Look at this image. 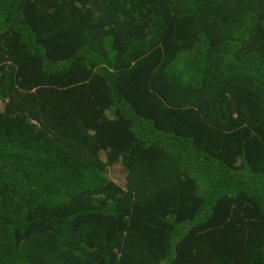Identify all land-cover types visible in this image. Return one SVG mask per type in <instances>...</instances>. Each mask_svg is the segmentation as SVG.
Segmentation results:
<instances>
[{"label":"trees","instance_id":"1","mask_svg":"<svg viewBox=\"0 0 264 264\" xmlns=\"http://www.w3.org/2000/svg\"><path fill=\"white\" fill-rule=\"evenodd\" d=\"M0 264H264V0H0Z\"/></svg>","mask_w":264,"mask_h":264},{"label":"rangeland","instance_id":"2","mask_svg":"<svg viewBox=\"0 0 264 264\" xmlns=\"http://www.w3.org/2000/svg\"><path fill=\"white\" fill-rule=\"evenodd\" d=\"M108 177L119 185L124 183V172L120 165H116L108 170Z\"/></svg>","mask_w":264,"mask_h":264}]
</instances>
